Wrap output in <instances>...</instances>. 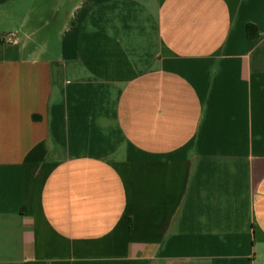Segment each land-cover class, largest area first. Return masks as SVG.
<instances>
[{"label": "crops", "instance_id": "1", "mask_svg": "<svg viewBox=\"0 0 264 264\" xmlns=\"http://www.w3.org/2000/svg\"><path fill=\"white\" fill-rule=\"evenodd\" d=\"M0 264H264V0H0Z\"/></svg>", "mask_w": 264, "mask_h": 264}, {"label": "trees", "instance_id": "2", "mask_svg": "<svg viewBox=\"0 0 264 264\" xmlns=\"http://www.w3.org/2000/svg\"><path fill=\"white\" fill-rule=\"evenodd\" d=\"M248 33H249V35H253V37L257 36L256 35V27L255 26H249L248 27Z\"/></svg>", "mask_w": 264, "mask_h": 264}]
</instances>
